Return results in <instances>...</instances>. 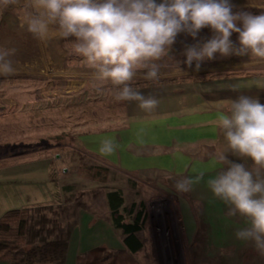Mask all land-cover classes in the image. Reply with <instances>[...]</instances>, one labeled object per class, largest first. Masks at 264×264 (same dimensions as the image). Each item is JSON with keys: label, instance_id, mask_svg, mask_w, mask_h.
Listing matches in <instances>:
<instances>
[{"label": "rangeland", "instance_id": "1", "mask_svg": "<svg viewBox=\"0 0 264 264\" xmlns=\"http://www.w3.org/2000/svg\"><path fill=\"white\" fill-rule=\"evenodd\" d=\"M231 3L235 5L234 13L264 12V0H231ZM24 15L25 10L20 7L0 8V47L17 50L11 57L15 74L0 75V165H36L38 159V164L45 168L47 200L56 198L54 191L61 194L63 203L52 206H64L78 196L89 204L94 191L106 193L113 189H121L126 208L134 203L138 209L139 203L144 202L148 241L140 252L132 255L136 264H159L147 223L153 212L163 235L167 234L166 219L170 223L169 228L175 235L176 264H264V256L251 242H242L235 237L237 229L246 226L245 219L230 215L229 206L216 198L207 185V180L225 167L218 160L219 154L244 163L250 170L252 162L231 154L220 130L219 141L208 147L202 144L169 146L171 153L182 150L187 154L191 163L190 175L177 170L155 175L136 174L115 165L97 170L102 159L100 141L105 138L121 140L119 133L141 118L136 113L146 112L135 101L115 100L111 83L97 80L94 70L73 52L74 38L53 39L45 46L20 27ZM238 26H242L240 22ZM213 35L210 27L202 29L195 39L180 33L169 57L158 62L161 78L156 82L148 81L142 72H138L132 86L158 101L163 95L164 103L173 99L172 106H176L179 99L175 93L178 89L179 92L187 90L182 84L222 76H264V60L250 55L222 57L217 53L214 60H204L199 71L194 70L195 61L189 69L183 63L186 46L202 44ZM231 40L238 46L237 33H233ZM177 63L184 74L178 71ZM182 101L180 99L179 104ZM85 145L95 149L85 148ZM212 153L219 162V165L215 163L217 172L204 173L203 180L193 184L189 192H177L176 182L198 175L200 172L194 171L197 163ZM10 159L12 164H9ZM31 175L14 176L13 180L7 181L8 186L20 188L26 182H35L36 178ZM19 197L22 195L16 198ZM100 209L95 210L101 213ZM170 260L167 264H175Z\"/></svg>", "mask_w": 264, "mask_h": 264}, {"label": "clouds", "instance_id": "2", "mask_svg": "<svg viewBox=\"0 0 264 264\" xmlns=\"http://www.w3.org/2000/svg\"><path fill=\"white\" fill-rule=\"evenodd\" d=\"M25 10L20 27L47 46L53 39L74 38L73 52L94 70L96 79L108 81L115 89V100L135 101L145 112L154 111L159 101L132 86L138 72L144 79L161 78V64L169 57L180 33L193 39L210 27L214 35L202 44L186 46L183 63L199 71L204 60L250 55L264 60V12H233L231 0H0V8ZM238 22L242 26H238ZM238 34V46L231 40ZM15 48L0 47V75L15 74L11 57ZM178 71L182 69L177 63ZM218 127L228 151L244 163L219 154L225 167L207 180L212 194L229 206V214L245 219L235 237L251 242L264 256V104L258 98L240 96L231 101L227 113L218 114ZM121 146L106 138L99 147L103 156H112ZM204 178V172L176 182L179 193L189 192Z\"/></svg>", "mask_w": 264, "mask_h": 264}, {"label": "crops", "instance_id": "3", "mask_svg": "<svg viewBox=\"0 0 264 264\" xmlns=\"http://www.w3.org/2000/svg\"><path fill=\"white\" fill-rule=\"evenodd\" d=\"M182 85H186L184 87L187 90L182 89L179 92L178 89L175 93L179 102L183 99L181 104L176 102V106H172L173 99L171 102L164 103L162 99L164 96L160 95L158 97L160 105L152 112L136 113L137 117L141 118L130 123L129 128L119 133L121 140H115L121 147L112 156L106 157L100 154L102 159L98 165L107 168L115 165L136 174L155 175L162 171L177 170L190 175L192 174L191 163L187 154L185 155L181 149L182 152L171 153L168 151L169 146L202 144L208 147L215 141H219L218 114L221 111L227 113L231 101L238 100L242 95L258 98L259 102L264 104V76H222L198 79L192 84ZM176 87L180 88L179 85ZM86 147L95 149L94 146L85 145ZM38 161L37 159L36 165L27 163L0 165V217L10 210L63 203L60 200L61 194L56 191H54L56 198L47 200L45 168L39 165ZM215 163L219 165L215 154L212 153L210 157L206 156L197 163L194 170L197 173H194L198 174L201 171L216 173L218 165L216 166ZM9 164H12V159L9 160ZM28 173L33 174L31 176L36 178L35 182H26V185L20 188L8 186L7 181L13 180L14 176L20 178L19 176ZM21 195L22 197L16 198ZM122 197L124 200L123 194ZM78 216V224L69 239L64 264H75L79 254L95 247H106L110 250L124 249L120 230L112 226L109 221L84 210L79 211ZM157 219L154 212L149 214L147 219L152 232L150 241L154 243L155 256L159 264H167L171 261L170 259L176 264L175 235L169 228L170 223L166 219L167 234L164 236ZM0 264L9 263L6 259H0Z\"/></svg>", "mask_w": 264, "mask_h": 264}, {"label": "trees", "instance_id": "4", "mask_svg": "<svg viewBox=\"0 0 264 264\" xmlns=\"http://www.w3.org/2000/svg\"><path fill=\"white\" fill-rule=\"evenodd\" d=\"M96 167L106 170L103 165ZM82 198L78 196L64 206L40 205L5 212L0 217V259L9 264H64L82 209L119 229L124 249L95 247L79 254L75 264H136L132 255L148 241L144 202L138 209L134 203L126 208L121 189L94 191L89 204ZM98 208L101 213L95 210Z\"/></svg>", "mask_w": 264, "mask_h": 264}]
</instances>
